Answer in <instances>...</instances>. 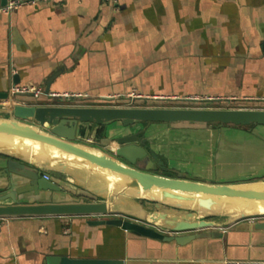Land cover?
<instances>
[{
  "label": "crops",
  "instance_id": "obj_1",
  "mask_svg": "<svg viewBox=\"0 0 264 264\" xmlns=\"http://www.w3.org/2000/svg\"><path fill=\"white\" fill-rule=\"evenodd\" d=\"M53 76L51 94L89 97L62 105L180 108L211 99L195 105L264 109V0H56L0 14V94L13 86L45 92ZM253 130L158 124L145 136L161 174L229 182L264 168V128ZM82 141L118 148L102 131ZM10 181L0 170V193ZM102 219H0V264H264V219L228 228L219 219L184 245L93 224Z\"/></svg>",
  "mask_w": 264,
  "mask_h": 264
},
{
  "label": "water",
  "instance_id": "obj_2",
  "mask_svg": "<svg viewBox=\"0 0 264 264\" xmlns=\"http://www.w3.org/2000/svg\"><path fill=\"white\" fill-rule=\"evenodd\" d=\"M8 97L0 94V100ZM18 98L26 104L0 105V170L11 179L10 192L0 193V219L98 216L109 219L94 225L184 245L194 232L217 228L216 220L228 228L264 218V168L229 182L167 176L145 136L158 124L254 131L264 128V109L79 106L57 102L63 97L43 103L32 94ZM94 131H102L116 151L82 141ZM75 168L85 169L89 179L76 177ZM59 264L122 263L63 258Z\"/></svg>",
  "mask_w": 264,
  "mask_h": 264
},
{
  "label": "built area",
  "instance_id": "obj_3",
  "mask_svg": "<svg viewBox=\"0 0 264 264\" xmlns=\"http://www.w3.org/2000/svg\"><path fill=\"white\" fill-rule=\"evenodd\" d=\"M56 0H10L4 7L0 9V14L4 15H11L13 12L17 11L18 9L22 8L25 5H34L40 2H45V3H52ZM110 2L116 3L117 0H109ZM27 94H32L36 100H39L43 97H51V98H56V97H63L65 99H74V100H87L89 97L87 95H76V94H65V95H54L50 94L49 96H45V92L42 89H36L34 87H29V86H13L10 93L9 97L7 100H3L0 102V105H25V102H22L18 96L20 95H27ZM131 98L137 97L134 95H130ZM211 99H189L187 102H210ZM197 108H204L201 105H195ZM178 108V107H174ZM183 108V107H182ZM211 109V108H210ZM264 219V218H263ZM260 220V219H256ZM255 221V220H253Z\"/></svg>",
  "mask_w": 264,
  "mask_h": 264
},
{
  "label": "rangeland",
  "instance_id": "obj_4",
  "mask_svg": "<svg viewBox=\"0 0 264 264\" xmlns=\"http://www.w3.org/2000/svg\"><path fill=\"white\" fill-rule=\"evenodd\" d=\"M64 100V99H63ZM63 100H58L57 102H59L60 104H62V103H64V104H71V103H74V101L73 100H66V101H63ZM63 101V102H62ZM66 102H68V103H66ZM38 103H43V101L42 102H38ZM94 103V102H93ZM106 103H109V102H106ZM95 105H96V103H94ZM168 106H171V104L170 105H168ZM222 106V105H221ZM165 108V107H164ZM166 108H172V107H166ZM179 108V107H178ZM205 108V107H204ZM218 108H223V109H226V108H228V107H218Z\"/></svg>",
  "mask_w": 264,
  "mask_h": 264
}]
</instances>
